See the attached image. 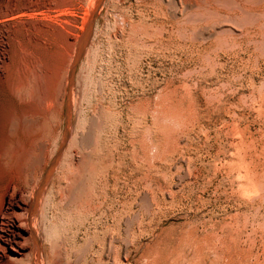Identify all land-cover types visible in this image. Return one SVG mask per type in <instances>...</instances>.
Returning <instances> with one entry per match:
<instances>
[{
    "label": "rangeland",
    "instance_id": "obj_1",
    "mask_svg": "<svg viewBox=\"0 0 264 264\" xmlns=\"http://www.w3.org/2000/svg\"><path fill=\"white\" fill-rule=\"evenodd\" d=\"M27 1L0 21V194L67 131L40 264H264V0Z\"/></svg>",
    "mask_w": 264,
    "mask_h": 264
},
{
    "label": "bare ground",
    "instance_id": "obj_2",
    "mask_svg": "<svg viewBox=\"0 0 264 264\" xmlns=\"http://www.w3.org/2000/svg\"><path fill=\"white\" fill-rule=\"evenodd\" d=\"M20 2V1H19ZM25 2L21 8L17 9V5H15L16 2H14V0H7V3H4V5H1L0 3V21L6 23V26L5 28H15L17 26V22L15 21V19L19 16H24V15H27L28 12V8L29 6H31V2L30 1H23ZM35 3V2H34ZM44 4V3H43ZM40 5V4H39ZM21 6V5H20ZM19 6V7H20ZM39 7V6H37ZM45 7V6H44ZM32 9V8H31ZM57 10V9H56ZM30 12V10H29ZM251 15V14H250ZM200 16V15H199ZM27 17V16H26ZM31 18V17H30ZM209 18V17H208ZM18 19V18H17ZM40 20V19H39ZM41 21V20H40ZM43 21V20H42ZM1 22V23H2ZM58 22V21H57ZM21 23L20 26H24L22 24V22L18 21V25ZM29 23V22H28ZM37 23V22H36ZM40 23V22H39ZM44 23L42 22L40 24V28H45L43 27ZM57 24V23H56ZM252 24V23H251ZM58 25V24H57ZM26 26V25H25ZM34 26V25H33ZM48 26V25H47ZM36 27V26H34ZM38 27V26H37ZM58 28V27H57ZM3 30V29H2ZM24 30V29H23ZM31 30V29H30ZM36 30V29H35ZM42 30V29H40ZM5 31V30H4ZM17 31V30H16ZM6 32V31H5ZM20 32V31H19ZM43 32H45L43 30ZM23 33V32H22ZM41 33V32H39ZM31 34V33H30ZM29 34V35H30ZM2 35V34H1ZM0 35V37H1ZM20 35V34H19ZM32 35V34H31ZM41 35H39L40 37ZM43 37H44V34H43ZM3 38V37H2ZM41 39V38H40ZM39 39V40H40ZM19 40V39H18ZM31 41V40H30ZM33 41V40H32ZM9 42V41H8ZM43 42V41H42ZM21 43V42H20ZM6 45V44H5ZM5 45H0V52L2 49H4L3 47ZM7 46V45H6ZM12 46V45H11ZM20 48L23 46L19 45ZM30 45H28L29 47ZM39 46L43 47L44 50H46V47L48 45H44V44H41L39 42ZM37 46V47H39ZM55 46V49H53L54 51L51 53L52 55H56V56H59L60 55V45H54ZM16 48V47H15ZM25 49H21L23 51L26 50V47H24ZM36 48V47H35ZM34 48V49H35ZM18 49V48H17ZM41 50V49H40ZM32 51V50H31ZM42 51V50H41ZM11 52V51H10ZM33 52V51H32ZM46 52V51H45ZM21 53V51H20ZM25 53V52H24ZM44 53V52H43ZM41 54V55H47L48 53H44V54ZM13 54V53H12ZM18 54V53H17ZM27 54V52L25 53ZM36 54V53H35ZM20 55V54H19ZM33 55V54H32ZM16 57V56H15ZM14 57V58H15ZM34 57V56H33ZM48 57V56H47ZM2 58V59H1ZM8 58L3 52L0 54V61L1 62H7L8 61ZM13 58V56H12ZM21 58V57H20ZM26 58V57H25ZM58 58V57H57ZM23 59V58H22ZM27 59V58H26ZM33 59V58H32ZM36 59V58H35ZM33 59V60H35ZM38 59V57H37ZM29 60V59H27ZM26 60V61H27ZM56 60V59H55ZM19 62V61H18ZM35 62V61H34ZM40 62V60H39ZM42 62V61H41ZM40 62V63H41ZM61 62V61H60ZM13 63V62H12ZM54 63V62H53ZM25 64V63H24ZM44 64V63H43ZM60 64V63H59ZM26 65H29L26 63ZM40 65V64H39ZM38 65V66H39ZM15 66V65H14ZM59 66V65H58ZM25 67V66H24ZM41 67V66H40ZM39 67V68H40ZM49 67V66H47ZM55 67V65H54ZM57 67V66H56ZM10 68V67H9ZM14 68V67H13ZM43 68V67H42ZM22 69V68H21ZM29 68H26V70H28ZM46 69V68H45ZM11 70V69H10ZM48 70V69H47ZM36 71V69H35ZM50 71V70H49ZM58 71V69H57ZM47 72V71H46ZM0 73H4V71L0 70ZM19 73V72H18ZM34 73V72H33ZM27 74V73H26ZM44 74V73H42ZM46 74V73H45ZM5 75V74H4ZM9 75V74H7ZM5 75V76H7ZM40 75V74H39ZM57 75V74H56ZM18 76V74H17ZM34 76V75H33ZM46 76V75H45ZM16 77V76H15ZM25 77H28V76H25ZM3 78V77H2ZM10 78V76L8 77ZM31 78V77H30ZM35 78V77H34ZM14 79V78H13ZM20 79V77H19ZM4 80V79H3ZM11 80V79H10ZM22 80V79H21ZM24 80V79H23ZM22 80V81H23ZM36 80V79H35ZM7 82L8 79H7ZM19 82V81H18ZM10 84V83H9ZM23 84L25 85V82H23ZM22 84V85H23ZM27 84V83H26ZM14 84H12L11 86H13ZM31 86V85H30ZM35 86V85H34ZM10 87V86H9ZM28 87V86H26ZM2 88V87H1ZM6 88V87H5ZM23 88V86H22ZM9 89H12V88H9ZM17 89V88H16ZM25 89V88H24ZM27 90V89H26ZM7 91V90H6ZM14 91V90H13ZM2 92V91H1ZM10 92V91H9ZM30 92V91H29ZM4 93V92H3ZM6 94V93H4ZM10 94V93H9ZM13 94V93H12ZM19 94V93H18ZM26 95H27V92H26ZM19 96V95H18ZM25 97V95H24ZM23 97V98H24ZM29 96L27 95V97L24 98V100H27ZM8 99V98H7ZM32 99V98H31ZM23 101V100H22ZM28 101V100H27ZM4 102V101H3ZM24 102V101H23ZM21 102V105L22 103ZM30 102V101H28ZM7 103V102H6ZM27 105V103H26ZM7 106V105H6ZM11 106V105H10ZM9 106V107H10ZM27 107V106H26ZM25 107V111L23 112V125H25L24 127L26 126H29L30 125V115H29V111L26 109ZM20 110V109H19ZM3 111V110H2ZM35 111V110H34ZM33 111V112H34ZM13 112V111H12ZM18 112V111H17ZM7 113V112H6ZM37 114V113H36ZM39 115V114H38ZM21 116V115H20ZM32 116V115H31ZM46 116V115H45ZM9 118V117H8ZM33 118V117H32ZM1 119V118H0ZM3 119V118H2ZM13 119V118H12ZM39 119V118H38ZM48 119V118H47ZM15 120V119H14ZM20 120V119H19ZM10 121V120H9ZM8 121V123H9ZM43 122V121H42ZM47 122V121H46ZM20 123V122H19ZM32 123V122H31ZM18 124V123H17ZM29 124V125H28ZM44 124V122H43ZM42 124V125H43ZM6 125V123L4 124ZM39 125V124H38ZM41 125V124H40ZM46 125H48L46 123ZM45 125V126H46ZM1 127V126H0ZM32 126H30V129H31ZM44 127V126H42ZM13 126L11 125L10 126V129L12 130ZM15 128V127H14ZM18 128V127H17ZM23 128V127H22ZM29 128V127H28ZM34 128V127H33ZM37 128V127H36ZM35 128V129H36ZM41 128V127H40ZM6 129V127H5ZM20 129V127H19ZM27 129V128H26ZM10 130V131H11ZM16 130V129H14ZM24 130V129H23ZM4 131V130H3ZM9 131V132H10ZM18 131V130H17ZM2 132V131H1ZM31 133V131H29ZM33 132V131H32ZM13 134H15V132H12ZM21 133V132H20ZM9 134V133H8ZM11 134V133H10ZM9 134V135H10ZM28 134V133H27ZM26 134V135H27ZM67 131H65L64 135L62 136V140H61V144L59 145V147L56 149L55 151V154L52 158V160L49 162V166L47 168V170L44 172L43 175H39L40 178L38 179L39 181L37 182V185L33 188L34 190L30 193L29 197L26 199L25 196L23 195V190L21 189V185H18L16 184V182H14V179L13 178H10L3 186V192L0 194V264H28L29 261H30V255L31 253H27V251L30 249L29 247V243L32 241L33 243V249H34V252H33V255H34V259H35V263L34 264H40V255L41 254V245L39 244L38 242V239H37V235H36V232L33 228V223H34V218H35V215L36 213L38 212L37 211V206H38V202H39V196L41 195V193L43 192V187H44V184L46 182V180H48L47 178V175L49 176L50 172H51V169L52 167H54V164L57 163V160H59V156L62 152V149L64 147V144H65V139L66 137H68L67 135ZM2 135V134H1ZM24 135V134H23ZM5 136V135H4ZM13 136V135H11ZM10 136V137H11ZM7 138H9L7 136ZM5 139V137L3 138ZM18 139V138H17ZM16 139V140H17ZM43 140V139H42ZM14 141V140H13ZM13 141H11L10 143H12ZM18 141V140H17ZM31 141V140H30ZM5 142V141H4ZM7 144V143H6ZM13 145V144H11ZM18 145V144H17ZM6 147V146H5ZM30 147V146H29ZM2 148V147H1ZM13 148V146H12ZM27 149V147L25 148ZM32 149V148H31ZM12 150V149H10ZM3 152V150H2ZM10 152V151H9ZM12 152V151H11ZM21 152V151H20ZM18 152V153H20ZM22 153V152H21ZM24 153V152H23ZM26 153V152H25ZM30 154V152H27ZM44 154V153H43ZM5 155V153H4ZM19 155V154H18ZM33 154H31L32 156ZM73 155V154H72ZM6 156V155H5ZM22 156V155H20ZM17 157V155H16ZM19 157V156H18ZM23 157H26V156H23ZM22 157V158H23ZM5 158V157H3ZM21 160H25L24 158ZM6 160V159H5ZM16 160V159H15ZM19 160V159H17ZM31 160V159H30ZM29 160V161H30ZM9 161V160H8ZM7 161V162H8ZM27 161V162H29ZM43 161V160H42ZM2 162V161H1ZM16 162V161H15ZM59 162V161H58ZM41 163V162H40ZM2 164V163H1ZM19 164V163H18ZM27 164V163H26ZM29 164V163H28ZM27 164V165H28ZM3 165V164H2ZM15 165V163H14ZM48 165V164H47ZM5 163H4V168H5ZM34 166V165H32ZM42 166V165H41ZM10 167V166H9ZM12 167V166H11ZM29 167V166H28ZM3 168V166H2ZM8 168V167H7ZM23 168V166H22ZM21 168V169H22ZM34 168V167H33ZM6 169V168H5ZM9 169V168H8ZM45 170V169H44ZM33 171V170H32ZM9 172V171H8ZM3 173V171H2ZM17 173V171H16ZM33 173V172H31ZM11 175V174H10ZM12 176V175H11ZM14 176V175H13ZM29 176V175H28ZM51 176V175H50ZM19 177V176H18ZM27 178V176H26ZM32 178V177H31ZM37 178V177H36ZM27 180V179H26ZM24 179V182L26 181ZM31 180V179H30ZM34 180V179H33ZM17 181V180H16ZM23 181V180H22ZM29 180H27L26 182H28ZM32 181V180H31ZM54 181V180H53ZM20 182V181H19ZM25 183L24 186H25ZM22 183V182H21ZM34 183V181H33ZM28 185V183H27ZM32 186V185H31ZM34 186V185H33ZM32 186V187H33ZM46 188V187H45ZM89 193V192H88ZM42 200V199H41ZM67 201V200H66ZM75 202V201H74ZM44 203V201H43ZM37 211V212H36ZM37 217V216H36ZM42 221V220H41ZM42 224V223H41ZM40 224V225H41ZM41 229V228H39ZM46 230V229H45ZM31 246V245H30ZM54 247V246H53ZM30 252V251H28Z\"/></svg>",
    "mask_w": 264,
    "mask_h": 264
}]
</instances>
